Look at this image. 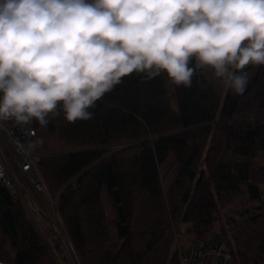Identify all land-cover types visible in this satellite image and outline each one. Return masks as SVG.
<instances>
[{"label":"trees","instance_id":"1","mask_svg":"<svg viewBox=\"0 0 264 264\" xmlns=\"http://www.w3.org/2000/svg\"><path fill=\"white\" fill-rule=\"evenodd\" d=\"M244 70L245 91L223 97L206 69L173 90L165 74H132L92 119L69 123L61 113L35 123L38 166L80 264H178L184 225L196 238L222 231L231 264H264V65ZM22 189L0 179V258L62 264Z\"/></svg>","mask_w":264,"mask_h":264},{"label":"clouds","instance_id":"2","mask_svg":"<svg viewBox=\"0 0 264 264\" xmlns=\"http://www.w3.org/2000/svg\"><path fill=\"white\" fill-rule=\"evenodd\" d=\"M250 64L264 65V0H0V122L87 121L132 74L188 88L209 69L240 94Z\"/></svg>","mask_w":264,"mask_h":264},{"label":"built area","instance_id":"3","mask_svg":"<svg viewBox=\"0 0 264 264\" xmlns=\"http://www.w3.org/2000/svg\"><path fill=\"white\" fill-rule=\"evenodd\" d=\"M35 134V123L18 126L12 121L0 122V179L15 192L19 188L18 175L25 177L35 192L47 194L49 191L38 166L40 153L29 154L21 148L26 147ZM179 258L180 264H231V253L223 232L194 239L181 251ZM0 264H6L5 260L0 258Z\"/></svg>","mask_w":264,"mask_h":264},{"label":"rangeland","instance_id":"4","mask_svg":"<svg viewBox=\"0 0 264 264\" xmlns=\"http://www.w3.org/2000/svg\"><path fill=\"white\" fill-rule=\"evenodd\" d=\"M207 77L214 83L218 93L220 96H224L226 89L223 87V82L217 79L213 72L209 69H206ZM168 86L171 90H173V84L168 82ZM99 124V123H98ZM100 126V125H99ZM103 131H100V134ZM19 183V190L18 192H23L22 188L26 189V194H23V197L26 202V206L28 212L37 225L38 229L41 234L46 239L48 245H52V248L57 247V253L55 256L59 258L62 264H80V260L78 255L72 246V243L69 241L67 235H65V230L63 229V223L59 212L57 211V201L54 199L48 191L47 194H39L35 192L25 177L19 176L17 177ZM46 181V179H45ZM47 183V181H46ZM264 191V185L262 186ZM27 196V197H25ZM103 197L105 201V206L107 210V214L110 219L114 218V212L112 208V204L110 202L109 196L107 194V189L104 187L103 189ZM187 225H184L182 229L177 233L176 236V246L178 252V264H179V256L181 251H184L185 248L194 240L196 237L192 232H189L187 229ZM219 230V229H218ZM222 232V231H215L213 233ZM212 233V234H213ZM113 235L117 238L118 234L115 228H113ZM210 236V235H209ZM9 253L11 255L14 254L13 250L8 246Z\"/></svg>","mask_w":264,"mask_h":264},{"label":"crops","instance_id":"5","mask_svg":"<svg viewBox=\"0 0 264 264\" xmlns=\"http://www.w3.org/2000/svg\"><path fill=\"white\" fill-rule=\"evenodd\" d=\"M73 246V245H72Z\"/></svg>","mask_w":264,"mask_h":264}]
</instances>
